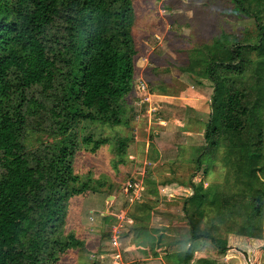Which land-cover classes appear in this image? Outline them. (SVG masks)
Instances as JSON below:
<instances>
[{
    "label": "trees",
    "instance_id": "obj_1",
    "mask_svg": "<svg viewBox=\"0 0 264 264\" xmlns=\"http://www.w3.org/2000/svg\"><path fill=\"white\" fill-rule=\"evenodd\" d=\"M229 2L232 13L252 19L253 41L231 40L220 32L190 49L182 71L212 88L196 171L222 147L239 175L227 199L188 182L191 194L181 200L187 246L174 253L179 264L207 247L216 256L228 251L227 239L212 233L213 223L198 233L196 225L209 210H239L244 231L263 230L264 19L242 0ZM132 22L131 0H0V264H56L74 247L61 228L69 199L86 189L72 175L77 128L81 122L122 123L120 100L133 79ZM166 115L156 118L167 121ZM31 135L50 141L29 147ZM123 141L116 139V154L122 153ZM181 142L175 134L161 161H173ZM135 225L132 232L144 233L143 243L153 254L142 259L134 251L127 262L121 246V261L159 264L154 250L160 237ZM196 261L213 264L202 257Z\"/></svg>",
    "mask_w": 264,
    "mask_h": 264
},
{
    "label": "rangeland",
    "instance_id": "obj_2",
    "mask_svg": "<svg viewBox=\"0 0 264 264\" xmlns=\"http://www.w3.org/2000/svg\"><path fill=\"white\" fill-rule=\"evenodd\" d=\"M263 2L242 0V5L264 19ZM131 4L133 79L130 92L120 100L122 123L78 125L72 175L76 185L83 183L86 189L68 201L61 229L63 237H72L70 243L75 245L66 249L56 264H112V249L101 236V223L107 218L103 229L107 235L108 227L115 223L114 215L121 210L132 219L133 227L144 228L154 239L160 237L156 255L169 251L171 257L185 248L188 236L181 210V200L191 194L188 182L210 187L227 199L238 179L239 168L222 147L196 171L194 157L204 144L212 88L208 81L182 69L190 49L208 44L220 32L231 40L253 41L252 19L232 13L229 0H131ZM158 113L170 118L160 121ZM175 134L182 145L177 157L164 163L160 157L165 156L167 142L174 141ZM116 139L124 140L120 155L115 151ZM47 141L44 135H31L28 146ZM260 176L264 179V165ZM229 211L209 210L202 219L205 223L196 225L201 233L213 223L212 233L227 239L228 251L216 256L207 247L194 254L188 264H195L197 257L213 264H264V222L263 230L247 233L239 210ZM135 217L138 220L134 221ZM228 226L231 231L227 232ZM128 228H122L120 235V249L124 247L127 262L129 253L135 251L132 249L142 259H150L153 252L148 246H137L144 244V233L133 230V234ZM158 257L159 264H178L174 259L166 260L164 254L160 260Z\"/></svg>",
    "mask_w": 264,
    "mask_h": 264
},
{
    "label": "built area",
    "instance_id": "obj_3",
    "mask_svg": "<svg viewBox=\"0 0 264 264\" xmlns=\"http://www.w3.org/2000/svg\"><path fill=\"white\" fill-rule=\"evenodd\" d=\"M133 187L137 189L138 185H133ZM114 217L115 223L108 227L106 243L108 247L112 249L110 252V255H112V264H122L119 254L120 235L122 228L129 227V225L132 224V220L128 218L123 211H119Z\"/></svg>",
    "mask_w": 264,
    "mask_h": 264
},
{
    "label": "crops",
    "instance_id": "obj_4",
    "mask_svg": "<svg viewBox=\"0 0 264 264\" xmlns=\"http://www.w3.org/2000/svg\"><path fill=\"white\" fill-rule=\"evenodd\" d=\"M121 211H123V210H121ZM124 212V211H123ZM125 213V212H124ZM125 215H126V213H125ZM127 216V215H126ZM128 217V216H127ZM128 218H130V217H128ZM131 219V218H130ZM132 220V219H131ZM134 220V219H133ZM133 221H132V224L131 225H129V228L128 229H130L131 231H132V229L134 228L133 226ZM133 227V228H132ZM132 228V229H131ZM133 234H134V232H132ZM185 242H186V240H185ZM185 242H184V246L186 247L187 245L185 244ZM136 245V244H135ZM137 246H139V247H143V246H145L146 247V245L145 244H141V243H138L137 244ZM138 247V248H139ZM132 250H135L136 251V249H132ZM140 250L141 251H143V249L142 248H140ZM137 252V251H136ZM169 251H161V253L160 254H164V258L166 259V260H168V259H174V262L175 261H177V263H178V260H177V258H176V256H175V254L174 255H172L171 257L167 254ZM200 254V253H198V252H194L193 253V255L194 254ZM160 254H157L156 255V257L157 256H159L158 258H159V260H160ZM199 257H197V259H198ZM120 259H121V257H120ZM122 262V261H121ZM196 263L195 264H199V263H201V264H203L202 262H200V261H195ZM122 264H124L123 262H122ZM179 264V263H178Z\"/></svg>",
    "mask_w": 264,
    "mask_h": 264
},
{
    "label": "water",
    "instance_id": "obj_5",
    "mask_svg": "<svg viewBox=\"0 0 264 264\" xmlns=\"http://www.w3.org/2000/svg\"><path fill=\"white\" fill-rule=\"evenodd\" d=\"M109 198H111V197H109ZM103 229H104V223L102 222L101 223V232H103Z\"/></svg>",
    "mask_w": 264,
    "mask_h": 264
}]
</instances>
